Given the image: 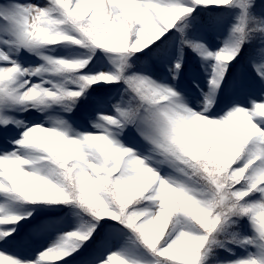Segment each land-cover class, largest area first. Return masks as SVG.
<instances>
[{
  "label": "snow or ice",
  "instance_id": "snow-or-ice-1",
  "mask_svg": "<svg viewBox=\"0 0 264 264\" xmlns=\"http://www.w3.org/2000/svg\"><path fill=\"white\" fill-rule=\"evenodd\" d=\"M0 264H264V0H0Z\"/></svg>",
  "mask_w": 264,
  "mask_h": 264
}]
</instances>
